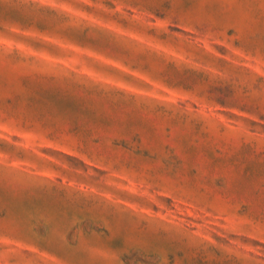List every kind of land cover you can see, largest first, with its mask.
<instances>
[{
	"label": "rangeland",
	"instance_id": "374dc122",
	"mask_svg": "<svg viewBox=\"0 0 264 264\" xmlns=\"http://www.w3.org/2000/svg\"><path fill=\"white\" fill-rule=\"evenodd\" d=\"M0 264H264V0H0Z\"/></svg>",
	"mask_w": 264,
	"mask_h": 264
}]
</instances>
